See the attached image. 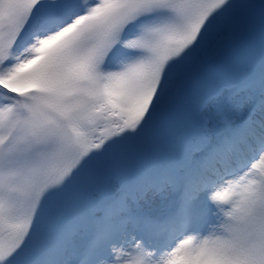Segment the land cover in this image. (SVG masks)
<instances>
[{"label":"snow or ice","instance_id":"snow-or-ice-1","mask_svg":"<svg viewBox=\"0 0 264 264\" xmlns=\"http://www.w3.org/2000/svg\"><path fill=\"white\" fill-rule=\"evenodd\" d=\"M0 264H264V0H0Z\"/></svg>","mask_w":264,"mask_h":264}]
</instances>
